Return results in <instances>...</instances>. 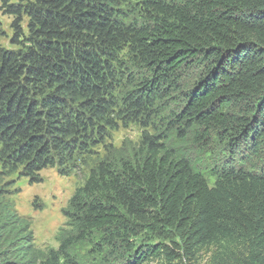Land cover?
Returning <instances> with one entry per match:
<instances>
[{
  "label": "trees",
  "instance_id": "obj_1",
  "mask_svg": "<svg viewBox=\"0 0 264 264\" xmlns=\"http://www.w3.org/2000/svg\"><path fill=\"white\" fill-rule=\"evenodd\" d=\"M142 3L154 14L128 23L120 0H0L12 16L10 45L0 42V175L36 182L46 167L69 175L119 120L146 112L171 90L185 97L177 121L259 151L264 0ZM128 62L149 75L121 91ZM187 68L197 76L182 89ZM142 148L134 162L89 169L69 200L77 234L28 264H84L68 249L97 230L120 255L118 264H184L211 245L238 249L211 264H264V167L225 163L209 185L166 144L145 135ZM9 245L0 239V264H20Z\"/></svg>",
  "mask_w": 264,
  "mask_h": 264
},
{
  "label": "rangeland",
  "instance_id": "obj_2",
  "mask_svg": "<svg viewBox=\"0 0 264 264\" xmlns=\"http://www.w3.org/2000/svg\"><path fill=\"white\" fill-rule=\"evenodd\" d=\"M143 0H120L124 20L128 23L148 21V14L154 12L144 8ZM167 5H177L184 0H154ZM12 16L0 9V23L4 31L0 38L2 45L9 47L12 35ZM129 80L124 79L120 90L134 87L141 78L149 75L147 69L138 64L126 65ZM197 76L195 68H187L181 73L182 89L190 86ZM132 82V84H131ZM123 88V90H122ZM185 106L181 92L171 90L169 95L155 100L149 110L129 119L119 120L114 129L108 131L102 144L96 145L86 163L69 175H61L54 167H46L38 172L39 179L30 182L16 173L0 175V239L10 242L7 249L10 257L20 264L38 262L50 250H57L61 238L77 234L69 217L72 211L69 200L76 189L82 186L89 169L99 162L125 158L136 161L140 156L143 137L150 136L159 144H166L177 157L186 159L191 167L200 172L209 185L213 184L212 171L232 162L242 168L258 171L264 167V143L254 152L245 142L237 146L226 141L222 134L199 126L177 121L176 115ZM102 231H94L83 240L71 244L70 257L84 264H118L120 255L114 253L106 242ZM237 251L232 246H208L192 259H183L184 264H211L213 258L223 255L226 249ZM122 252V251H121ZM120 253V252H119ZM144 264H161L150 260Z\"/></svg>",
  "mask_w": 264,
  "mask_h": 264
}]
</instances>
